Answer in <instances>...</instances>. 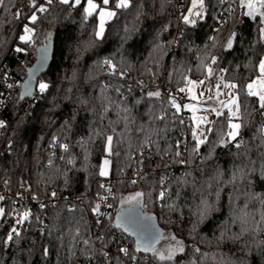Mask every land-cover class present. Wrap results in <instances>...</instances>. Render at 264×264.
I'll use <instances>...</instances> for the list:
<instances>
[{"label": "trees", "instance_id": "trees-1", "mask_svg": "<svg viewBox=\"0 0 264 264\" xmlns=\"http://www.w3.org/2000/svg\"><path fill=\"white\" fill-rule=\"evenodd\" d=\"M229 3L234 11L230 12L226 26L217 27L220 14L227 8L221 0H204L203 16L194 17L195 25L185 24L182 19L191 7V0H186L181 12L176 10L174 0H131L127 9H115L114 0H110L109 6L117 14L106 22L103 38L95 40V15L85 20L82 6L74 8L55 0L46 13H37L39 19L35 24H30L27 19L33 10L30 0H3L0 66L23 81L38 46L48 41V33L53 56L39 78L49 88L23 115L12 117L6 133L0 137V149H7L0 155V185L8 192L0 201V208L5 210L0 217V264H161L151 253L135 251L134 237L115 227L116 214L94 232V242L89 240L93 232L91 203L104 178L99 176V165L104 157L106 135L114 136L113 150L120 153L110 157L109 172L116 182L115 201L119 209L123 197L144 192V213L154 218L167 236L175 235L184 242L185 252L165 264H191L194 259L196 264H264V250L257 247L258 241L264 240V232L249 231L240 239L228 238L240 232L239 222L233 221L245 203L246 211L256 220L264 210L260 201L252 198L253 194L264 196V179L259 175L264 147L260 146L258 131L264 128V113L256 98L241 93V103L249 113L241 129L244 141L241 148L237 149L233 143L220 144L221 135L227 132V120L221 116L212 125L208 143L201 145L198 155L192 152L195 141L188 112H177L169 99L181 93L179 88L188 87L184 77L206 81L197 91L208 87L204 65L211 63V55L219 57L218 63L212 65L211 78L216 84L243 85L258 74L256 65L264 52V39L259 32L261 18L243 15L239 0ZM17 12L21 13L18 19ZM23 22L35 29L31 45L19 40ZM233 32L236 33L233 47L225 51ZM213 37L215 47H211ZM90 38L91 45L85 47L84 42ZM157 45H163V50H157ZM16 47L27 51L18 53ZM105 60L116 65L115 75L103 64ZM120 72L125 75L121 77ZM157 90L160 97L147 96L149 91ZM220 90L226 93L229 89ZM25 99L21 100L18 92L15 105ZM209 103L220 107L215 99ZM124 107L131 110L134 123L120 137L117 133L124 131L121 119L124 113L118 116L117 111ZM223 111L227 113V109ZM160 116L165 118L160 120ZM118 119L120 123H110ZM212 120H217L215 114ZM96 132L103 135H95ZM146 134L155 143L141 148ZM61 144L69 145L68 152ZM147 150L150 153L145 156ZM177 150L182 153L179 157L175 155ZM242 165L257 170L250 176L251 183L238 182L235 187L226 183L235 168ZM134 169H141L136 184L128 179ZM218 173L222 174L219 180ZM25 185L28 189L24 190ZM162 188L167 189V196L159 203ZM19 191L37 197L63 193L81 197L82 204L62 200L55 206L34 209L29 221L21 225L20 237L5 245L14 225L12 196ZM202 198L214 209L200 222L197 209ZM70 208L74 210L69 211ZM221 232H226L223 241L219 239ZM101 236L103 239H98ZM84 240L90 243L85 245ZM168 243V239L161 241L157 248L163 251ZM116 245L128 247L136 261L120 257ZM89 256L93 258L90 260Z\"/></svg>", "mask_w": 264, "mask_h": 264}, {"label": "snow or ice", "instance_id": "snow-or-ice-1", "mask_svg": "<svg viewBox=\"0 0 264 264\" xmlns=\"http://www.w3.org/2000/svg\"><path fill=\"white\" fill-rule=\"evenodd\" d=\"M55 2V0H44V3L38 4L37 0H30V7L34 9L31 16L28 17L30 24H35L37 20L39 19L37 13H46L49 10V7ZM60 4L64 5H70L71 7H81L83 8V16L84 19L87 20L89 17L93 16V14H97L99 17V25L98 29L94 32V39L100 40L103 38L104 34V24L106 20L112 19L114 16H116V11L110 10L107 8V6L110 3V0H102L101 4H98L96 0H58ZM3 4V0H0V5ZM131 6V0H114V7L115 9H127ZM239 6L242 9H246L242 14L246 15L248 17H252L255 19L257 15L261 18L260 23L264 25V0H239ZM234 11V9H232ZM204 12V0H191V7L188 9V13L186 15L182 16L183 22L185 24H196V19L194 17H202ZM21 15L20 12H17L15 14V18H19ZM35 32L34 28L29 27L28 25H24L23 28V34L20 35L19 40L23 42L24 44L31 45L33 44V34ZM259 32L261 34V38L264 39V27L259 28ZM236 37V33L233 32L231 37L228 39L227 44L224 48V50L231 49L233 47V41ZM46 39L50 42L51 41V33H48L46 36ZM212 45L211 47H215V38H211ZM92 43V39L90 38L89 41H85V47L90 46ZM49 43H45L42 48H40L38 51L41 53L40 55V62L39 64L34 68L28 69V76L29 79L20 87L24 89V91L20 94V99L23 100L25 96H32V82L35 78V73L39 72L40 69L43 67L44 62L47 60V53H48ZM164 48L163 45H157L156 49L162 51ZM15 51L18 53H26V49L23 47H16ZM211 63L204 65L207 76L206 79H211V76L213 75V68L212 65H216L218 63L219 57L216 55L210 56ZM103 64L108 66L110 69H112V74H116V65L112 63L111 60H105L103 61ZM258 74L255 76V78L251 79L246 84L240 85L237 83H220L218 82L216 85V100L215 104L220 105V107L214 106V104L209 103L212 101V96L209 95L208 100L204 101V111L209 113H214L217 120H209L207 116H200V117H193V120L196 121V128L192 131V137L195 141V146L192 149V152L195 154H199V150L201 145H204L208 143V134L213 132L212 125L216 124L221 116H223L227 120V132L226 134L221 135L220 144L226 145L228 143H233L234 146L239 149L244 144L243 139L241 138V129L244 126V117L249 115L247 110L243 107L241 103V93L246 97H253L256 98L258 102V107L261 110L262 113H264V57L259 58V62L256 65ZM226 69H221V72H226ZM119 75L123 77L125 73L120 72ZM184 80L186 81L187 85H190L191 87H187V91L189 93H192L191 99L196 100L197 95L193 93V88L197 86H204L205 80L200 81H194L188 77H184ZM219 80L223 81V76L219 78ZM9 88H12L13 85L9 84ZM221 87L225 89H229L230 91L227 93H222L220 91ZM49 88V84L44 81H40L38 84V90L40 93H44ZM129 90H131L129 88ZM117 92L120 91L119 88L116 89ZM179 92L183 93L186 91L185 87H181L178 89ZM205 91L211 92V89L205 88L204 91H201L199 93V96H204ZM227 95L229 98L227 101L220 100V95ZM2 95V94H0ZM161 93L157 90L155 92L149 91L147 93V96L149 98L151 97H160ZM170 103L173 108L176 109L177 112L180 111L181 106L177 103L174 96H170ZM2 102V101H0ZM140 101H137L139 103ZM111 101H109V106L111 105ZM185 108H188L192 111H196V108L191 105H184ZM223 109H227V113L223 111ZM109 110V107H105L104 111L107 112ZM130 109L127 107H124L122 109H119L117 111V115L120 116V113L123 112L124 115L121 117L122 121L124 122V131L117 133V136L124 137L129 129V124L134 123V121L130 117ZM165 117L160 116L158 119L163 120ZM121 119H118L115 122L110 123H120ZM181 123H183V120H181ZM5 127V124L3 121H0V128ZM113 132H115V128L112 129ZM140 132H144L143 128L139 129ZM260 132V140L261 145L264 147V128H261L258 130ZM95 135H103L100 132H96ZM104 138V158L102 160V164L99 167V176L101 177H107L109 175V168L111 165V160L109 157L116 155L118 156L120 153L113 150V142H114V136L113 135H106ZM89 141H91V137H89ZM154 141L151 140L150 135H145L143 138V143L141 144V148L143 147H150ZM53 146H55V138L53 141ZM83 146V145H82ZM60 147L65 151L68 152L69 145L68 144H61ZM177 149L180 148V142L177 141L176 143ZM143 153L141 152V155ZM176 157H179L182 155V153L177 150L175 153ZM264 155V153H262ZM87 158V157H85ZM63 159V157H61ZM189 161H180V163L185 164ZM68 163L71 164L73 161L70 159L68 160ZM52 164V161L49 160V165ZM257 170L255 168H248L245 165H242L240 167L235 168V170L232 173L231 178L226 182L228 184H232L234 187L238 182H244L247 181L248 183H251L250 176L253 172H256ZM259 175L262 179H264V163L260 165L259 168ZM222 176V174L218 173L217 179ZM132 184H136L137 180L133 179L131 181ZM161 183H163V180H161ZM101 188H105L108 195L100 197L101 200L106 201L109 196H112V189L110 186L101 184ZM167 194V190H162L159 193V199L163 200ZM53 197L56 196V193L53 192L51 194ZM145 193L142 191H137L134 194L128 195L127 197H123L121 199V208L118 210L116 214V224L115 227L122 229L123 232L127 233L128 235L135 237V251H143L145 253H151L152 256L161 262V264H165V262H171L173 261L176 256L180 253L185 252V245L182 240H179L175 235H170L166 237V234L161 232L160 230L156 229L153 225H151L150 220L151 217L144 218L141 216V214L138 212L139 208H142L145 206L143 203V197ZM220 191H216V197L219 199ZM112 198H115L114 196ZM252 198L259 200L261 205L264 206V196L253 194ZM4 197L0 196V200H3ZM33 199H36V197H33ZM124 205H127V207H124ZM41 208H43L45 205L41 204ZM108 208L112 207V204L107 205ZM169 208L172 207V205H168ZM248 205L245 203L244 208L239 211V214L236 215L234 219L235 222H239L240 224V232L232 237H228L232 240L240 239L245 234L249 233V231L255 232L259 234L260 232H264V210L260 211L259 214V220H256L255 217L251 215V213L247 212ZM214 209V205L210 204L207 199H201V203L198 206L197 209V215L199 217V221L202 222L209 214L210 211ZM74 209H69V211H73ZM93 212L97 216V224H100L102 221L99 219L100 216H104L105 214L100 212V205L97 204L93 208ZM5 215V210L3 208H0V217H3ZM31 217V211L25 210L22 213L17 214V218L15 221L16 226H13L11 230L9 231L4 243L5 245H8L14 241V238L20 237V231L19 226L23 225L25 222L29 221ZM109 221L112 220L111 214H107L106 217ZM38 219V218H37ZM249 224H253L254 227L251 229L249 228ZM195 230V225L193 226V231ZM226 232H221L219 239L223 241L225 239ZM162 238H167L169 243L167 245V248L165 250H160L156 247V245L160 242ZM98 239H103V237H98ZM83 243L85 245H88L90 243L89 240H84ZM257 247L261 250H264V240H260L257 243ZM120 253L127 256L130 260L136 261L137 257L135 255H132V253L129 251L128 247H120L118 249ZM196 253H200L199 248H195ZM44 254L47 255V249L44 250ZM104 255L107 257V253H104ZM207 255V254H202ZM90 260L93 258L92 256L88 257ZM191 264H196V260L194 259Z\"/></svg>", "mask_w": 264, "mask_h": 264}, {"label": "built area", "instance_id": "built-area-1", "mask_svg": "<svg viewBox=\"0 0 264 264\" xmlns=\"http://www.w3.org/2000/svg\"><path fill=\"white\" fill-rule=\"evenodd\" d=\"M222 3H225L227 8L226 11L221 13L218 20H217V27H224L226 26V23L228 21V16L230 14V12L232 11V7L229 3V0H221ZM38 4L44 3V0H37ZM186 5V0H174V6L176 8L177 11L181 12L183 11L184 6ZM40 80H38L37 84H36V88L35 91L33 93L32 96H29L28 98H26L24 101H22L19 105L16 104V95L17 93L20 91V85L22 83V81H19V78L16 77L14 74H12L11 72H9L8 70L4 69L3 67L0 66V121H3L5 124V127L0 128V137L3 136L6 133V130L8 128L9 125V120L13 117L14 119L17 118L18 116H21L25 113V110H27L28 107L32 106L35 102H37L38 100H40V98L42 97V95L44 93H40L38 90V84H39ZM12 84L13 87L9 88L8 85ZM124 97L126 95H123ZM175 99L177 101V103L181 106L180 111H185V107L184 105H186L185 101L188 100V94H181L178 93L175 96ZM198 105H201V102H197ZM14 108V110H13ZM188 115V114H186ZM208 116L210 118H212V114H208ZM7 152L6 148H1L0 149V155H4ZM150 153V150H147L145 152V156H148ZM141 172V169H137V170H132V173L130 174V176L128 177V179H135L136 176ZM123 175V173H121ZM115 179L112 176H107L104 177L101 181V184L110 186L112 189V196H109V198L106 201H103L100 199V197L102 196H107L108 193L105 190V188H101L100 190L97 192L95 199L93 200V202L91 203V212H92V217L93 220L91 221V225L93 227V232L90 234V238L89 240L94 242L96 235H94V232H97L100 225L103 224L107 218L106 215L107 214H111V216L117 214L118 210H119V204L115 201V198H112L113 196L116 197V192H115ZM28 189V185H25L24 188ZM166 188H162V190H165ZM167 190V189H166ZM8 195V192L5 188V186L0 185V196H3L4 198ZM167 196V194H166ZM165 196V197H166ZM13 199L11 201L12 203V210H11V214L14 216V225L16 218H17V214L18 213H22L25 210H30L31 211V215L34 209H45L51 206H55L58 202L62 201V200H70L73 201L74 203L77 204H82V200L81 197H71V196H67L66 194H59L56 193V196L53 197L51 194L50 195H43V196H28L25 195L23 192L19 191L18 193L14 194ZM33 197H36V199H33ZM165 199V198H164ZM163 200L158 198V202L159 203H163ZM2 201V200H0ZM41 204L45 205L43 208H41ZM99 204L100 205V212L105 214L104 216H100L99 219L102 221L100 224H97V216L96 214L93 212V208L95 207V205ZM108 204H112L111 208H108L107 205ZM21 226H19V231H20ZM99 234H97L98 236ZM120 247L118 245H116V252L119 253L120 257L125 258L126 256L123 255L122 253H120L118 251ZM145 261L149 262V258L145 257ZM136 262H133V264H135Z\"/></svg>", "mask_w": 264, "mask_h": 264}, {"label": "rangeland", "instance_id": "rangeland-1", "mask_svg": "<svg viewBox=\"0 0 264 264\" xmlns=\"http://www.w3.org/2000/svg\"><path fill=\"white\" fill-rule=\"evenodd\" d=\"M96 2H97L98 4H101V3H102V0H101L100 2L96 0ZM41 4H42V3H41ZM107 8L110 9V10H114V9H113L111 6H109V5L107 6ZM33 11H34V9L32 10V12H33ZM32 12L30 13L29 16H31ZM94 15H95V25H96L95 31H96V30L98 29V25H99L100 21H99V17H98V15L95 14V13H94ZM29 16H28V17H29ZM27 19H28V18H27ZM107 21H108V20H106V22H107ZM106 22H105V24H106ZM105 24H104V28H105ZM24 25H28L29 27H31L28 23L23 22V24H22V28H24ZM21 35H22V34H21ZM261 57H264V52H262ZM216 85H217V84L215 83L214 79H212V78L209 79V80H208V87H207V88L211 89V92H207V91H205V95H204V96H199V93H200L201 91H204V90H205L204 88H200V91H197V89H198L199 86L193 88V93H195V94L197 95V99H196V100L191 99V95H192V93H189V92L187 91V88H186V94H188V98H189V99L186 100L185 103H186V105H191V106H193V107L196 108V111H195V112L192 111V110H190V109H188V108H185V111L188 112V116L190 117V120H191V123H192V131H193L194 128H196V121L193 120V117H194V116H196V117L207 116L209 120H212V119H213V115H214V113H211V114H212V118H210V117L208 116V114H210V113L204 111L203 109H204V107H205V105H204V101H207V100H208L209 95H211L212 98L216 100V95H215V92H216ZM188 87H191V86L188 85ZM220 91L223 93L222 90H220ZM227 92H229V90H228ZM227 92H226V93H227ZM225 96H227V95H226V94H225V95H220V96H219V99H220V100H223V99L225 98ZM228 98H229V97H227L224 101H227ZM197 102H201V105H198ZM103 158H104V157H103ZM103 158H102V160H103ZM109 159H110V157H109ZM102 160H101V162H100L99 167H100L101 164H102ZM110 166H111V165H110ZM109 172H110V168H109ZM166 236H167V235H166ZM166 239H167V238H162V239L160 240V242H161V241H165ZM158 245H159V243L156 245V247H158Z\"/></svg>", "mask_w": 264, "mask_h": 264}, {"label": "water", "instance_id": "water-1", "mask_svg": "<svg viewBox=\"0 0 264 264\" xmlns=\"http://www.w3.org/2000/svg\"><path fill=\"white\" fill-rule=\"evenodd\" d=\"M45 43H49V48H48V53H47V60L44 62V65L43 67L40 69L39 72L35 73V78L33 79V82H32V92L34 93L35 91V88H36V84L40 78V76L46 72V70L48 69L49 65H50V62H51V59H52V56H53V43L52 41H46L44 43H42L41 45L38 46L37 48V52H36V58L35 60L33 61V63L29 66V68H34L36 67L39 62H40V55L41 53L38 51L40 48H42V46L45 44ZM28 68V69H29ZM29 79V76H28V70H27V73H26V76L24 77L22 84H24L27 80ZM24 91V89L22 87H20V91H19V94H21L22 92ZM29 96H25V98H28ZM138 212L141 214L142 217L144 218H147V217H151V216H148L146 213H144L143 209L142 208H139L138 209ZM152 218V217H151ZM150 223L151 225H153L156 229L160 230L161 232H163V229L157 224L156 220L154 218H152L150 220ZM134 237V236H133ZM135 239V237H134Z\"/></svg>", "mask_w": 264, "mask_h": 264}, {"label": "crops", "instance_id": "crops-1", "mask_svg": "<svg viewBox=\"0 0 264 264\" xmlns=\"http://www.w3.org/2000/svg\"><path fill=\"white\" fill-rule=\"evenodd\" d=\"M244 11H246V9H243ZM109 21V20H108ZM261 27H264V25H262ZM32 28V27H31ZM23 34V33H22Z\"/></svg>", "mask_w": 264, "mask_h": 264}]
</instances>
